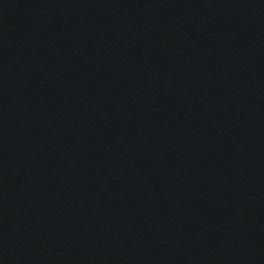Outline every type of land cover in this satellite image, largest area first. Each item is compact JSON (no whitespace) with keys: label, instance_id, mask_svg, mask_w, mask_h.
I'll use <instances>...</instances> for the list:
<instances>
[{"label":"water","instance_id":"obj_1","mask_svg":"<svg viewBox=\"0 0 264 264\" xmlns=\"http://www.w3.org/2000/svg\"><path fill=\"white\" fill-rule=\"evenodd\" d=\"M0 264H264V0H0Z\"/></svg>","mask_w":264,"mask_h":264}]
</instances>
